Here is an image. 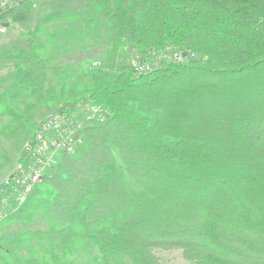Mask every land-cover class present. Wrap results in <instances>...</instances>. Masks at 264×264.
Returning a JSON list of instances; mask_svg holds the SVG:
<instances>
[{"label": "trees", "instance_id": "obj_1", "mask_svg": "<svg viewBox=\"0 0 264 264\" xmlns=\"http://www.w3.org/2000/svg\"><path fill=\"white\" fill-rule=\"evenodd\" d=\"M86 1L111 47L82 89L67 91L64 76L57 92L34 33L30 51L6 55L21 79L0 95L1 132L18 124L12 106L37 95L81 120L86 106L106 115L86 122L75 151L2 222L0 264H82L86 250L96 264H162L155 250L170 249L190 264H264V0ZM34 8L2 11L0 24L24 26ZM165 53L186 56L149 73L116 70L125 56Z\"/></svg>", "mask_w": 264, "mask_h": 264}, {"label": "rangeland", "instance_id": "obj_2", "mask_svg": "<svg viewBox=\"0 0 264 264\" xmlns=\"http://www.w3.org/2000/svg\"><path fill=\"white\" fill-rule=\"evenodd\" d=\"M34 6V13L28 24L24 26L15 24L12 27L8 25L7 32L0 35V95L17 90L16 86L21 78L8 56L12 57L15 52H19L21 46L27 45L30 51L29 35L31 33L36 35V48H33V51L41 54L39 60L43 65L40 67L48 74L49 80L55 86L61 84L64 76H69L67 91L72 88L82 89L93 75L106 70L107 51L111 47L110 31L104 21V23L99 21L94 6L86 0H40ZM59 13L69 16L63 19L54 17L52 20H47L50 15L56 16ZM46 20L52 22L48 25H55L49 31L43 29ZM89 21H94L95 24H90ZM64 30L70 31V35L57 40L56 33H65ZM155 59L151 62H143L135 56H125L117 61L116 70L118 72L129 69L135 62L148 63L153 70H156L161 61L156 63ZM166 62L171 63V61ZM24 67V74L32 70L26 64ZM57 89V92H61L60 85ZM59 105L56 96L47 102L41 95H37L26 97L12 106L10 115L16 116L18 124L15 127L8 125L4 132L0 130V187L9 174L20 165L24 146L35 133L37 125L48 115L58 113ZM116 158L121 164L120 159ZM128 183L130 190L139 191L134 181L129 179ZM23 204L19 207H6L8 217L19 211ZM35 223L40 225L42 231L50 227L45 221L40 223L36 220ZM155 254L162 264H190L179 249L155 250ZM98 261L97 250L93 252L86 250L81 258L82 264H96Z\"/></svg>", "mask_w": 264, "mask_h": 264}, {"label": "built area", "instance_id": "obj_3", "mask_svg": "<svg viewBox=\"0 0 264 264\" xmlns=\"http://www.w3.org/2000/svg\"><path fill=\"white\" fill-rule=\"evenodd\" d=\"M27 0H0V12L20 7ZM36 5L40 0H31ZM6 24H0V35L7 32ZM181 53L161 54L155 62H179ZM139 73L154 71L148 63L135 62ZM86 118L81 120L80 113H53L42 120L34 135L27 141L21 154L20 165L3 181L0 193L5 192L6 202L0 206V224L6 219V207L10 204L21 206L34 189L43 181L48 170L53 168L62 154L75 151L80 140V132L86 122L104 119L105 111L99 106H86ZM9 203V205H8ZM8 205V206H7Z\"/></svg>", "mask_w": 264, "mask_h": 264}, {"label": "water", "instance_id": "obj_4", "mask_svg": "<svg viewBox=\"0 0 264 264\" xmlns=\"http://www.w3.org/2000/svg\"><path fill=\"white\" fill-rule=\"evenodd\" d=\"M6 26H8V24H6ZM184 56H186V53H184Z\"/></svg>", "mask_w": 264, "mask_h": 264}]
</instances>
